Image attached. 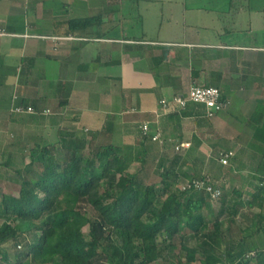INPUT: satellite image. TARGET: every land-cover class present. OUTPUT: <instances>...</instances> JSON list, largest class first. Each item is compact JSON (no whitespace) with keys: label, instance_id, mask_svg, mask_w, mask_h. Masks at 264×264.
Instances as JSON below:
<instances>
[{"label":"crops","instance_id":"obj_1","mask_svg":"<svg viewBox=\"0 0 264 264\" xmlns=\"http://www.w3.org/2000/svg\"><path fill=\"white\" fill-rule=\"evenodd\" d=\"M10 1L0 0L1 144L9 132L28 134L34 147L55 130L59 138V131L88 129L97 139L112 131L113 141H131L148 156L166 157L168 166L180 156L182 172L195 168L218 182L233 160L223 165L222 153L236 152L238 170L250 173L240 177L246 188L261 184L262 7L260 17H246L242 2L250 0ZM73 19L90 20L89 31L72 34ZM193 84L220 89L224 106L213 119L195 108H161L162 99ZM18 102L52 114L18 115ZM145 124L150 136L161 133L159 141L143 135ZM185 143L190 147L176 150Z\"/></svg>","mask_w":264,"mask_h":264},{"label":"trees","instance_id":"obj_2","mask_svg":"<svg viewBox=\"0 0 264 264\" xmlns=\"http://www.w3.org/2000/svg\"><path fill=\"white\" fill-rule=\"evenodd\" d=\"M89 24L88 19L70 20L69 31L82 36L78 32H88ZM59 136L62 156L57 143L35 144L40 159L16 169L21 182L18 194L0 191V264H60L64 260L67 264H102L103 256L112 261L117 258L120 264H154L179 239L188 264H264V249H247L246 237L237 242L239 251L231 248L223 258L205 248L209 240L225 237L221 215L210 221L203 213L211 195L191 190L177 196L175 191L184 182L182 178L210 180L216 188H220L219 182L208 174L197 177L179 172L180 156L169 166L163 156L158 166L160 185H145L128 168L135 162L145 165L146 150L114 143L112 131L101 133L98 139L77 130L59 131ZM260 142L264 145V139ZM260 175L261 184L248 202L234 189L238 199L233 197L229 205L223 200L221 214L235 217L239 207H246L257 209L264 219V171ZM81 203L92 208L91 216ZM57 214L64 216L60 224ZM12 220L31 224V238ZM256 232L264 233V226L258 225ZM201 234L206 237L203 244L191 247L189 242ZM9 244H15V251L10 252Z\"/></svg>","mask_w":264,"mask_h":264},{"label":"rangeland","instance_id":"obj_3","mask_svg":"<svg viewBox=\"0 0 264 264\" xmlns=\"http://www.w3.org/2000/svg\"><path fill=\"white\" fill-rule=\"evenodd\" d=\"M251 2L244 3L242 4L247 5V9L245 12L246 17L247 16H255L257 15L256 12L257 10H260L261 8V13L263 14L264 12V0H250ZM7 2H12L10 0H7ZM9 11L4 12L2 15L8 14ZM260 13V14H261ZM260 14L259 17H260ZM264 19L260 18V20H257L258 22L261 21L263 25V30L262 33L264 35ZM263 40V39H262ZM261 44H264V40L261 41ZM61 45V44H60ZM59 45V46H60ZM81 130V128H80ZM84 134L88 136V138L91 135H94V133H91L90 130L84 129ZM7 138L2 142H0V191L4 192H10L15 195L18 194L19 189H20V179H19V174L16 172V169L20 166L25 167L26 165L30 164L33 159H37V161L40 159V151L37 149H33V142L32 137H28V134L24 136L22 134L21 136H16L15 134H12L9 132L6 136ZM29 138V139H28ZM61 138L57 137V130L52 131L50 133L46 134V141H40L39 145L43 144H48V143H57V152L59 155L62 156L64 153L62 146L57 142L60 141ZM38 143V142H37ZM114 143L120 144V145H125L129 146L131 144V141H127L126 143L122 140H114ZM14 145V148L12 147ZM35 147V146H34ZM235 156L233 157L232 160V165L227 167L224 171H221L218 173V178H219V186H220V191H221V196L220 198H207L205 207L203 209V213L205 217L213 221L221 215L220 220L222 223V229L225 234V237L222 239H217L216 241H211L209 240L207 245L205 246L206 249L209 250V252L217 257H224L227 255V253L230 251L231 248L235 247V251H239V245L237 242L240 240V238H245L246 237V244H247V249L254 250L256 248H262L264 249V233H255L256 228L258 225L261 227L264 226V219L260 216H258V212L256 210H249L246 207H239L238 208V213L233 217L230 215L228 212H224V215L221 214L223 206V200L226 201V204L231 202V199L237 198L238 196L233 194V190L236 189L239 193V198L244 202L247 203L249 200V197L254 193L255 188H246V184H243V179L240 177L242 175H250L249 171L248 172H240L238 169V162L236 161L237 156L236 152ZM215 157L219 156L218 154L214 155ZM162 160V157L156 156L154 154H151L147 157L146 164L143 165L141 163L135 162L131 165H129L128 171L131 173L139 174L138 176V181L142 184L145 185H160L161 177L158 173V166L160 164V161ZM10 163V166L6 165ZM36 166L38 167L39 164L37 163ZM179 169V168H177ZM183 170V168H182ZM184 173L185 171H189L188 173L190 175H195L197 177L201 176L202 172L199 170H189L187 168H184ZM179 172H181V169H179ZM183 173V172H182ZM187 173V172H186ZM204 175V174H203ZM225 175V177H224ZM184 182L179 184L176 187L175 195L178 196L180 193V188L181 185L189 181L187 178H182ZM243 185V186H242ZM187 195V194H186ZM190 195H187L185 197H188ZM223 197V198H222ZM234 197V198H233ZM229 205V204H228ZM172 206V204L170 205ZM227 206V205H226ZM81 207H83L85 213L87 215L91 216L93 213V210L90 206L86 205L85 203H81ZM170 208V207H169ZM65 217H69L68 214H66ZM64 216L62 215H55V219L57 220V223L60 224L63 220ZM12 223L14 226L23 234L31 238L32 235V230L33 226L29 223H24L22 221L18 220H12ZM81 225L83 226V230L85 232L89 231V227L84 224V221L80 222ZM230 227H231V232H230ZM206 237L204 234H201L196 238L195 240H191L189 242V245L191 247H197L203 244V242L206 240ZM181 240H177L175 243V246L172 247L169 251L168 254L165 255L163 259H161L159 262L154 263V264H188L186 261V256L185 252L181 248ZM234 245V246H232ZM232 246V247H231ZM8 249L10 252L15 251L16 246L15 244H9L7 245ZM20 250V249H19ZM200 255H198V258H200ZM101 263L102 264H120L119 260L116 258V260H110L106 259L104 256L101 258ZM60 264H67V260H64ZM191 264H201L199 261L196 263H191Z\"/></svg>","mask_w":264,"mask_h":264},{"label":"built area","instance_id":"obj_4","mask_svg":"<svg viewBox=\"0 0 264 264\" xmlns=\"http://www.w3.org/2000/svg\"><path fill=\"white\" fill-rule=\"evenodd\" d=\"M47 40H52L55 43L63 41L76 40L77 38L73 36L67 37H40ZM17 100V97H13ZM160 106L165 112H175V113H187L191 110V107H195L196 110L204 113L207 119H213L219 110L224 106L222 101L221 91L219 88L214 86H204L193 84L189 87L188 91L183 95H176L171 98H164L160 101ZM12 111L19 115H51L50 110L39 111L35 109L32 105H15ZM142 133L145 137H151V140L156 142L161 138V133L150 136V127L148 124L142 125ZM181 147H190V144L185 143L182 145H177L176 150L179 151ZM235 156L233 151H229L221 157V163L223 165H228L230 160ZM191 190H202L209 193L213 198H220L221 191L216 188L210 180L195 179L194 181H187L181 185L180 191L186 192Z\"/></svg>","mask_w":264,"mask_h":264}]
</instances>
